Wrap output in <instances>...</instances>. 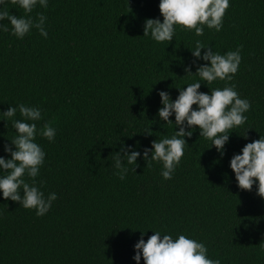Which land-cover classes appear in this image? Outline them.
Segmentation results:
<instances>
[{
	"label": "trees",
	"instance_id": "obj_1",
	"mask_svg": "<svg viewBox=\"0 0 264 264\" xmlns=\"http://www.w3.org/2000/svg\"><path fill=\"white\" fill-rule=\"evenodd\" d=\"M158 5L48 0L47 8L37 5L27 14L47 17V38L33 28L18 39L4 21L9 31H0V112L21 103L39 107L38 133L45 123L56 129L53 142L35 138L46 153L35 180L46 197L55 192L57 199L37 216L0 195V264H136L134 244L141 231L146 241L152 230L202 241L208 257L221 264H264V198L255 184L240 189L229 167L233 154L264 136V0H230L221 31L204 26L197 36L177 27L169 43L143 36L146 19L163 21ZM3 7L25 15L8 0ZM197 40L220 54L240 49L241 63L227 84L250 101L246 122L230 130L222 157L195 126L171 179L161 176L162 164L149 167L138 158L139 167L133 172L127 165L121 180L113 166L121 143L142 153L178 130L158 117V91L175 100L176 87L199 79L184 70L191 65L194 74L208 63L191 54ZM225 85L202 82L199 91ZM0 119V156L7 159L3 147L16 135L12 120L22 117L17 110Z\"/></svg>",
	"mask_w": 264,
	"mask_h": 264
},
{
	"label": "clouds",
	"instance_id": "obj_2",
	"mask_svg": "<svg viewBox=\"0 0 264 264\" xmlns=\"http://www.w3.org/2000/svg\"><path fill=\"white\" fill-rule=\"evenodd\" d=\"M8 2L22 8L25 15L11 14L7 7H3L6 0H0V31H9L8 24L4 23L7 20L11 25V33L18 39H23L33 28L44 38L48 37L45 28L47 17L43 13H37L36 19L27 15L37 5L47 8L48 0ZM229 2L230 0H159L158 7L163 21L159 18L146 19L143 36H150L158 43H169L173 40L177 27L182 31L194 30L197 36L203 35L204 26L219 32L223 27V18L229 8ZM202 49H205L203 53ZM190 50L196 60L208 62L199 65L194 74L191 72V65L185 66L186 74L198 76L199 79L186 87H176L179 94L175 100L171 99L167 91H158L162 105L157 110L158 117L167 124H174L178 130L170 137L153 140L151 147H145L142 153L135 145L121 143L113 157V166L118 170L115 175L121 180L125 179L129 171L127 165L134 166L131 168L133 172L139 167L138 158H142L149 167L152 162L162 164L161 176L165 180L171 179L188 145L185 137L192 136L195 126L199 127L200 137L211 141V146H214L222 157L229 134L233 132L230 130L246 122L245 113L251 108V103L247 98L239 96L234 84H227L233 80L241 63L240 49L220 54L197 40L195 47ZM217 80L225 81L226 85L223 88H211L209 92L199 91L202 82L208 87ZM193 105L196 107L193 108ZM17 110L22 119L12 120L16 135L10 140V144L6 143L3 147L10 158L0 156V172L6 173L0 175V195L18 202L24 209H35L37 216H43L57 199V194L51 192L46 197L36 184L35 178L45 162L46 153L35 142V138L39 134L53 142L56 129L50 123H45L38 133L36 122L43 118L39 107H30L23 103L10 105L6 111L0 112V115L13 118ZM172 116L174 122L169 119ZM243 136L246 137V133ZM229 167L235 174L240 189L251 191L255 184L257 194L264 198V136L246 143L238 154H233ZM25 177L32 182H27ZM152 231L153 234L146 241L143 238L146 231H141L140 238L134 244L135 254L132 259L136 264H140L141 257L144 264H221L219 259L208 257V249L202 241L184 234L173 238L171 234H162L159 230Z\"/></svg>",
	"mask_w": 264,
	"mask_h": 264
}]
</instances>
